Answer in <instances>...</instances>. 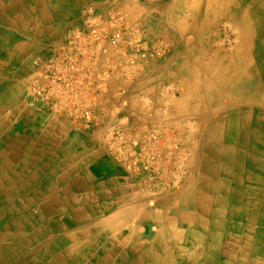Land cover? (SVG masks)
I'll return each mask as SVG.
<instances>
[{
  "label": "crops",
  "instance_id": "crops-1",
  "mask_svg": "<svg viewBox=\"0 0 264 264\" xmlns=\"http://www.w3.org/2000/svg\"><path fill=\"white\" fill-rule=\"evenodd\" d=\"M190 2L0 0L1 244L22 219L40 242L61 243L49 253L54 262L68 249L73 264L89 263L90 253L111 264L151 263L132 253V239L164 237L159 226L170 222L174 200L199 184L191 160L206 141L205 48L183 31L195 15ZM120 29L138 41L120 49L102 35ZM81 31L90 38L95 122L50 111L29 91L33 60Z\"/></svg>",
  "mask_w": 264,
  "mask_h": 264
},
{
  "label": "bare ground",
  "instance_id": "bare-ground-1",
  "mask_svg": "<svg viewBox=\"0 0 264 264\" xmlns=\"http://www.w3.org/2000/svg\"><path fill=\"white\" fill-rule=\"evenodd\" d=\"M187 8L195 15L183 31L205 48L208 78L206 141L191 160L199 184L174 200L170 222L159 226L164 237L152 243L137 233L131 250L149 255L150 264H264V0H192ZM18 222L8 231L12 240L0 243L8 253L0 264H56L57 257L73 264L76 254L63 247L52 261L49 253L61 243L44 244L38 231ZM93 255L87 264H111Z\"/></svg>",
  "mask_w": 264,
  "mask_h": 264
},
{
  "label": "built area",
  "instance_id": "built-area-1",
  "mask_svg": "<svg viewBox=\"0 0 264 264\" xmlns=\"http://www.w3.org/2000/svg\"><path fill=\"white\" fill-rule=\"evenodd\" d=\"M90 32L95 35L100 33L96 27L91 28ZM102 35L112 46L120 49H127L135 43L121 29ZM63 41L56 42L52 55L33 60L34 71L29 91L50 111L67 112L73 118L83 115L87 122H95L96 117L88 105L90 94L86 95L90 82L89 33L81 31L79 37L73 34L65 44H62ZM93 100L102 102L100 95Z\"/></svg>",
  "mask_w": 264,
  "mask_h": 264
},
{
  "label": "rangeland",
  "instance_id": "rangeland-1",
  "mask_svg": "<svg viewBox=\"0 0 264 264\" xmlns=\"http://www.w3.org/2000/svg\"><path fill=\"white\" fill-rule=\"evenodd\" d=\"M92 28H93V27H92ZM96 28L101 32V30H100L98 27H96ZM191 33H192V32H188V34L186 33V35H188L189 38H191V37H192ZM109 34H110V33H107V35H109ZM129 34H130V33H129ZM130 37L133 39L134 42H137V41H138V38H137L135 35L130 34ZM29 88H30V86H29ZM37 102H38V101H37ZM38 103H39V102H38ZM178 183H182V181L179 180ZM181 185H182V184H181ZM181 185H180V186H181ZM180 186H179V185L176 186L175 189L179 188Z\"/></svg>",
  "mask_w": 264,
  "mask_h": 264
}]
</instances>
